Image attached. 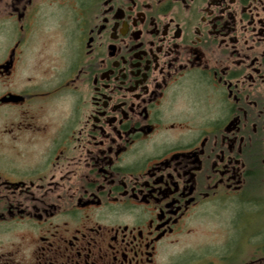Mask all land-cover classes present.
I'll return each instance as SVG.
<instances>
[{"label":"flooded vegetation","instance_id":"af4514ba","mask_svg":"<svg viewBox=\"0 0 264 264\" xmlns=\"http://www.w3.org/2000/svg\"><path fill=\"white\" fill-rule=\"evenodd\" d=\"M0 264H264V0H0Z\"/></svg>","mask_w":264,"mask_h":264},{"label":"rangeland","instance_id":"374dc122","mask_svg":"<svg viewBox=\"0 0 264 264\" xmlns=\"http://www.w3.org/2000/svg\"><path fill=\"white\" fill-rule=\"evenodd\" d=\"M2 107H0V111H1Z\"/></svg>","mask_w":264,"mask_h":264}]
</instances>
